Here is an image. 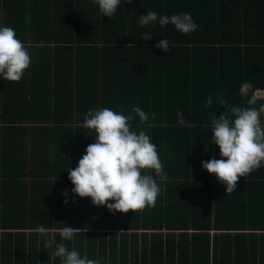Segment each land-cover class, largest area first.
<instances>
[{
	"label": "trees",
	"instance_id": "16d2710c",
	"mask_svg": "<svg viewBox=\"0 0 264 264\" xmlns=\"http://www.w3.org/2000/svg\"><path fill=\"white\" fill-rule=\"evenodd\" d=\"M125 2L109 18L92 0H0V26L32 60L19 83L0 76V264H62L49 238L100 264H264V167L227 195L201 164L221 159L211 132L227 111L220 99L249 107L264 88V0ZM149 11L190 13L198 30L141 27ZM165 38L169 52L154 47ZM261 105L264 97L252 107ZM133 107L155 113L131 130L152 137L167 180L142 170L163 189L155 207L113 213L74 194L68 170L95 143L83 126L90 109ZM66 225L81 229L70 241L59 235Z\"/></svg>",
	"mask_w": 264,
	"mask_h": 264
},
{
	"label": "clouds",
	"instance_id": "9594fccd",
	"mask_svg": "<svg viewBox=\"0 0 264 264\" xmlns=\"http://www.w3.org/2000/svg\"><path fill=\"white\" fill-rule=\"evenodd\" d=\"M99 6L103 16L113 18L121 4V0H92ZM126 0L125 3H132ZM165 27L173 25L182 34L189 35L198 30V25L190 13L181 12L171 16H160L154 11L139 16V25ZM152 36L145 34L143 40ZM165 52L170 51L165 38L154 45ZM29 48L17 38L12 27L0 26V76L5 81L19 83L31 64ZM253 86L245 82L240 86V95L249 96ZM257 96L253 93L247 100L249 107L230 106L228 101L220 99V107L227 109L219 118L211 119L212 142L220 149L221 159L212 158L202 161V167L214 174L221 184L226 186L227 195L238 188L241 177L247 179L253 172L264 167V105L259 109ZM212 97H208L205 107L212 105ZM139 117L141 124L155 113H145L139 107L125 115L110 108L90 109L84 118V127L95 131V143L86 147V154L78 161L76 168H69L68 179L74 185L72 192L81 198L90 197L94 206L107 207L110 212L142 213L146 208L155 207L157 197L162 192L161 184L150 174H142V170H154L161 182L167 180L164 165L158 154L152 137L145 131H132V121ZM180 126L186 121L182 112L177 111ZM148 127H151L149 124ZM68 196V190L62 193ZM109 201H112L111 203ZM74 202V201H73ZM64 203H68L65 199ZM95 219V217H93ZM81 229L65 226L59 229L62 240H72L74 234ZM37 231L48 235L49 230L43 226ZM53 257H59L62 264H100L98 259L81 256L75 249L69 250L64 243H56L49 238L44 247L52 248Z\"/></svg>",
	"mask_w": 264,
	"mask_h": 264
},
{
	"label": "built area",
	"instance_id": "2783aa9c",
	"mask_svg": "<svg viewBox=\"0 0 264 264\" xmlns=\"http://www.w3.org/2000/svg\"><path fill=\"white\" fill-rule=\"evenodd\" d=\"M254 94L257 96V98L264 97V88L255 90Z\"/></svg>",
	"mask_w": 264,
	"mask_h": 264
}]
</instances>
